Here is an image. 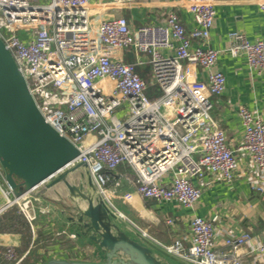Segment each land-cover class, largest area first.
<instances>
[{"label":"built area","instance_id":"obj_1","mask_svg":"<svg viewBox=\"0 0 264 264\" xmlns=\"http://www.w3.org/2000/svg\"><path fill=\"white\" fill-rule=\"evenodd\" d=\"M256 1L264 12V0ZM187 2L195 23L188 32L172 11L162 25L131 29L123 17L94 19L91 0H0V39L44 121L78 149L76 160L88 166L97 196L114 220L181 264H243L244 257L263 263L264 237L227 232L222 248L217 246V216H193L189 245L184 246L181 240L164 243L155 238L115 201L128 202L133 196L120 194L118 183H112V172L126 164L140 198L192 207L201 194L193 180L209 175L231 182L237 153L248 160L251 189L264 194V122L239 106L241 141L235 150L227 145L210 114V97L220 95L225 84L224 75L213 68L220 52L191 46V39L207 42L216 0ZM228 41L225 52L242 54L250 69L264 74V40L250 42L233 31ZM162 50L174 54L164 56ZM125 51L133 52L136 60L119 58ZM139 54L148 56L152 80L161 91L155 99L147 97L146 84L135 70L143 63ZM196 67L206 72L204 80L196 79ZM166 174L170 176L164 182ZM41 198L42 187L15 194L0 167V215L16 206L33 228ZM0 253L12 264L21 260L13 244L0 246Z\"/></svg>","mask_w":264,"mask_h":264},{"label":"crops","instance_id":"obj_2","mask_svg":"<svg viewBox=\"0 0 264 264\" xmlns=\"http://www.w3.org/2000/svg\"><path fill=\"white\" fill-rule=\"evenodd\" d=\"M187 7V0H91V16L94 19L123 17L130 28L135 29L146 25H162L167 13L172 11L188 32L195 27V23ZM233 31L243 34L250 42L264 40V12L259 10L256 0H216L207 42L201 44L198 40L191 39V46L201 45L203 48L220 52L213 68L224 75L225 84L220 95L210 97V114L224 131L227 145L235 150L242 137V125L238 116L239 106H244L258 114L264 122V74H257L250 69L242 54L231 56L224 51L228 47V34ZM161 53L164 56L174 54L173 50H162ZM118 55L125 62L136 60L133 52L125 51ZM139 60L143 61L139 65V70L147 80L145 92L155 96L159 89L152 80L148 56L139 54ZM194 74L197 80H204L206 76V72L200 67L194 68ZM236 157L238 166L231 182L216 181L209 175H205L200 181L193 180V184L200 187L201 194L198 201L189 208L182 207L174 201L140 198L134 193L131 185L134 173L128 165L122 164L112 172V183H118L120 194L132 192L133 196L128 202L117 198L116 204L149 234L164 243L181 240L184 246H188L189 221L193 216L205 219L218 217L213 227L214 240L219 248H222L227 232L233 234L248 232L255 239H261L264 237V194L250 187L251 168L247 158L239 153ZM169 176L166 174L162 181L167 182ZM72 178L76 180L77 175ZM68 205L69 200L63 191L42 188L39 206L45 207L46 212L40 215L35 210L37 218L31 228L33 237L37 232L49 235L48 237H55V233L59 231L65 232L63 237H56L54 245L47 244L44 250H38L45 261L43 264L53 259L95 260L93 248L85 245L84 241L80 243L75 237L76 230L71 227L68 220L69 212H72L68 209ZM168 219L172 220V224L167 223ZM120 226L131 238L146 244L123 223H120ZM18 238V235L13 233H0L1 249L13 244L17 250ZM152 249L158 258L165 259L166 256L162 252L153 247ZM27 252L28 250L20 258H23ZM8 263L9 261H6L0 253V264ZM243 264H264V262H252L244 257Z\"/></svg>","mask_w":264,"mask_h":264},{"label":"water","instance_id":"obj_3","mask_svg":"<svg viewBox=\"0 0 264 264\" xmlns=\"http://www.w3.org/2000/svg\"><path fill=\"white\" fill-rule=\"evenodd\" d=\"M78 149L43 119L10 52L0 39V167L17 195L42 187L69 200L68 220L94 261L53 259L45 264H173L126 234L98 198ZM77 175V179L72 178Z\"/></svg>","mask_w":264,"mask_h":264},{"label":"trees","instance_id":"obj_4","mask_svg":"<svg viewBox=\"0 0 264 264\" xmlns=\"http://www.w3.org/2000/svg\"><path fill=\"white\" fill-rule=\"evenodd\" d=\"M135 70L146 84L147 80L144 74L139 70V66H137ZM160 94H161L160 89L159 91L157 90V93L155 94V96L151 95L150 92L149 93L146 92V95L149 99H155L156 97L160 96ZM130 175L132 174L130 173ZM0 233H13V234L18 235L19 247H17V250H16L18 258H20L23 255V253L28 250L26 255L21 259V262H19L18 264H37V263L43 264L45 261L42 259L38 250L39 249L44 250L45 249L44 247L47 244L54 245L56 237H59V236L63 237L65 234V232L59 231L55 233L54 235L55 237H48L49 235L48 236L43 235L42 232H37V233L35 232L36 235H34L33 237V232H32L30 225L25 220V218L22 216V214L18 212V209L16 206H13L7 209L5 212H3L0 215ZM168 259L169 257L166 256L165 260H168ZM176 263L181 264L178 262ZM8 264H12V262L9 261Z\"/></svg>","mask_w":264,"mask_h":264},{"label":"rangeland","instance_id":"obj_5","mask_svg":"<svg viewBox=\"0 0 264 264\" xmlns=\"http://www.w3.org/2000/svg\"><path fill=\"white\" fill-rule=\"evenodd\" d=\"M124 116H127L126 114L124 115ZM41 192V190H38V193H40ZM42 208H45V207H42ZM35 210H36V212H37V214H40V215H42L44 212L43 211H41V207L39 206V204H36L35 205ZM19 259V258H18ZM22 259V258H21ZM170 262H172V263H176V262H174V260L173 259H171V258H169L168 259ZM13 263V262H12Z\"/></svg>","mask_w":264,"mask_h":264}]
</instances>
